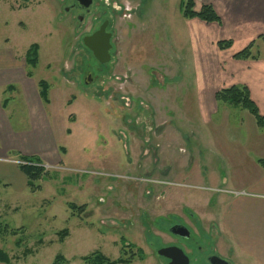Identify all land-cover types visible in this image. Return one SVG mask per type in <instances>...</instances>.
Returning <instances> with one entry per match:
<instances>
[{
    "label": "rangeland",
    "instance_id": "374dc122",
    "mask_svg": "<svg viewBox=\"0 0 264 264\" xmlns=\"http://www.w3.org/2000/svg\"><path fill=\"white\" fill-rule=\"evenodd\" d=\"M120 2L129 8L139 1ZM142 2L141 14L115 18V60L98 75L62 0H0V49L24 59L32 44L38 46V62L26 72L48 83L52 105L38 128L50 137L49 147L36 146L37 156L53 158L47 177L31 189L0 165V250L7 264H51L58 255L66 264H87L83 257L94 251L131 259L116 264H166L156 251L173 240L165 229L177 216L193 230L194 240L182 246L193 250L197 260L190 264H202L196 245L245 264L222 244L218 217L229 185L223 154L242 140H264V129L246 109L214 95L247 83L250 98L264 104V68L256 66L264 37L243 46L232 37L207 43L194 31L220 21L183 18L180 0ZM220 40L231 44L221 48ZM250 44L252 56L237 58ZM88 71L92 79L85 85ZM13 99V128L30 131L22 98ZM7 157V163L19 161Z\"/></svg>",
    "mask_w": 264,
    "mask_h": 264
},
{
    "label": "crops",
    "instance_id": "0c3cea01",
    "mask_svg": "<svg viewBox=\"0 0 264 264\" xmlns=\"http://www.w3.org/2000/svg\"><path fill=\"white\" fill-rule=\"evenodd\" d=\"M195 2L199 6L210 4L220 17V24L209 23L200 26L201 31H194L197 40L208 43L232 37L243 46L249 40L255 44L258 37H264V0H194ZM196 8L198 10L197 5L194 6ZM195 20L193 18L189 21ZM24 61L17 58L11 49H0V159H3L0 165L4 164L11 173L24 179L27 185V178L18 166L10 160L8 163L5 161L8 159L7 153L16 156L36 155L44 164L53 161L52 157L44 160L37 156L36 147L40 143L49 147L50 137L45 132L38 134V128L39 125H46V110H52V105L50 97L48 103L40 98L38 82L27 74V64ZM257 61L259 64L256 66L264 68V57ZM259 79L260 90H264V74L259 75ZM245 85L249 86L247 83ZM16 97L22 98L28 113V125H32L30 131H21L12 126L8 106H11L9 104ZM254 102L260 114H264V104L257 100ZM242 141L248 145L246 148L244 144H235L238 148L231 146L223 154L226 175L223 179L229 185L221 203L218 224L224 248L239 253L245 264H264V165L258 162L260 159L264 160V140L259 138L255 141ZM249 147L251 149H247Z\"/></svg>",
    "mask_w": 264,
    "mask_h": 264
},
{
    "label": "flooded vegetation",
    "instance_id": "af4514ba",
    "mask_svg": "<svg viewBox=\"0 0 264 264\" xmlns=\"http://www.w3.org/2000/svg\"><path fill=\"white\" fill-rule=\"evenodd\" d=\"M63 5V11L65 15L71 16V21L74 25V32L77 33L76 35L79 36L80 39V45L82 46V49H84L89 57L93 59L95 63L98 65V75H102L103 71L111 62H114L115 60V37L117 34V30L114 27L115 18L118 14H126V11L132 12L133 14L136 13H142L141 8L144 5V2L142 0H138L137 6H132L129 8H126V6L120 2V0H88L89 5L83 6L86 3V0H62ZM89 18V19H88ZM129 24V23H128ZM88 29V30H87ZM98 34V39L102 43V41L107 40L108 42V60L105 62H101L100 59L96 58L92 50L84 44L83 38L86 36H91L92 34ZM102 57V56H101ZM88 59V58H87ZM101 67V68H100ZM92 74L88 71L86 73L83 80L86 83L91 81ZM212 208V207H211ZM194 213L186 209V215L188 216V219H191L193 217ZM177 216V215H176ZM180 220L170 223L167 228L165 229V233H167L173 240L171 242L164 243L162 247H168V246H177L183 250L185 255L188 257V264L192 261L197 260L196 257L193 256V250L191 247L188 249L189 251H186L182 246L185 245L187 241L194 240L193 238V230L189 225L185 222V220L177 216ZM175 225H181L188 229L189 236L187 238H183L181 236L175 235L170 232V228ZM212 228L215 227V224L212 223ZM161 247V248H162ZM188 247V246H187ZM160 249V248H159ZM158 249V250H159ZM158 250L156 253L158 254ZM195 250L198 253H201L203 258L201 259L202 264H224L225 262L227 264H233L230 261V258L227 255H222L213 248L207 249L202 248L201 246H195ZM159 255V254H158ZM165 259V263L169 264V259L160 255ZM221 260V261H220ZM224 261V262H222ZM225 263V264H226Z\"/></svg>",
    "mask_w": 264,
    "mask_h": 264
},
{
    "label": "trees",
    "instance_id": "16d2710c",
    "mask_svg": "<svg viewBox=\"0 0 264 264\" xmlns=\"http://www.w3.org/2000/svg\"><path fill=\"white\" fill-rule=\"evenodd\" d=\"M180 14L185 19H191L197 17L206 22H219L220 17L214 11L213 7L210 4H203L201 8L196 11L194 9V1L193 0H180L179 4ZM218 43L219 47H228L231 44L230 40H220ZM251 44L245 47L241 52L236 54L237 58H248L252 55L250 54ZM25 63L30 64L32 66H36L38 62V46L36 44H32L25 53L24 57ZM30 76L31 72H27ZM39 95L43 102L48 103V89L49 85L45 80H40L38 82ZM215 100L220 103H227L234 106H239L243 109H246L255 119L256 124L264 129V115L260 114L256 104L250 98L249 90L245 85H232L228 88H223L215 93ZM17 157L20 161L24 163L18 164V168L22 171V173L27 178V185L29 188L34 189L36 185L34 181L47 177L49 174L46 168L43 166L41 160L36 156H26L17 154ZM70 209L82 210L84 206H77L74 203H69ZM7 225H5L4 230H7ZM12 232H16L15 229ZM61 236H65L67 234V230L63 229L59 231ZM122 244L124 247L129 246L132 249V244L128 243L125 240H122ZM139 256L142 257V250L138 249ZM133 257V256H132ZM83 260L87 264H116V263H128L131 259L117 258L116 260L108 259L104 254L100 251H94L90 255L84 256ZM0 261L7 264L9 262V258L5 252L0 250ZM63 261L61 256H56L54 261L51 264H66Z\"/></svg>",
    "mask_w": 264,
    "mask_h": 264
},
{
    "label": "water",
    "instance_id": "95a60500",
    "mask_svg": "<svg viewBox=\"0 0 264 264\" xmlns=\"http://www.w3.org/2000/svg\"><path fill=\"white\" fill-rule=\"evenodd\" d=\"M87 5H89L88 0H86V3L83 6ZM83 41L84 44L92 50L96 58L101 60V62L108 60L109 46L107 40H104L101 43L98 39V34L94 33L91 36L84 37ZM170 232L183 238H187L189 236L188 229L181 225L171 227ZM158 254L168 258L170 260L169 264H188L189 262L188 257L185 255L183 250L177 246L162 247L158 250Z\"/></svg>",
    "mask_w": 264,
    "mask_h": 264
},
{
    "label": "built area",
    "instance_id": "2783aa9c",
    "mask_svg": "<svg viewBox=\"0 0 264 264\" xmlns=\"http://www.w3.org/2000/svg\"><path fill=\"white\" fill-rule=\"evenodd\" d=\"M14 164H20V163H24L23 161H17V160H15V161H12ZM43 166L47 169V167H49L47 164H43Z\"/></svg>",
    "mask_w": 264,
    "mask_h": 264
}]
</instances>
